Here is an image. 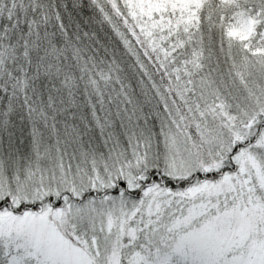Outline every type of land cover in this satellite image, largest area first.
<instances>
[{"label": "snow or ice", "instance_id": "obj_1", "mask_svg": "<svg viewBox=\"0 0 264 264\" xmlns=\"http://www.w3.org/2000/svg\"><path fill=\"white\" fill-rule=\"evenodd\" d=\"M0 264H264V0H0Z\"/></svg>", "mask_w": 264, "mask_h": 264}]
</instances>
